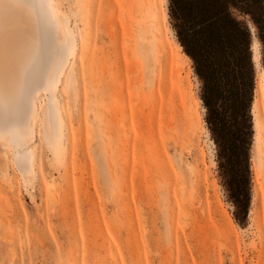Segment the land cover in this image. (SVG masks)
<instances>
[{
	"label": "rangeland",
	"instance_id": "1",
	"mask_svg": "<svg viewBox=\"0 0 264 264\" xmlns=\"http://www.w3.org/2000/svg\"><path fill=\"white\" fill-rule=\"evenodd\" d=\"M7 1L34 24L4 30L9 46L20 32L19 46L31 50L16 64L22 83L34 57L46 60L48 14L49 57L73 40L74 47L61 82L41 88L33 135L14 125L0 139V264H264L257 38L253 196L248 224L240 226L169 0ZM152 31L153 45L140 44ZM8 86L1 101L10 99Z\"/></svg>",
	"mask_w": 264,
	"mask_h": 264
},
{
	"label": "trees",
	"instance_id": "2",
	"mask_svg": "<svg viewBox=\"0 0 264 264\" xmlns=\"http://www.w3.org/2000/svg\"><path fill=\"white\" fill-rule=\"evenodd\" d=\"M169 20L200 83L199 98L234 219L246 226L256 133L254 38L264 69V0H169Z\"/></svg>",
	"mask_w": 264,
	"mask_h": 264
},
{
	"label": "bare ground",
	"instance_id": "3",
	"mask_svg": "<svg viewBox=\"0 0 264 264\" xmlns=\"http://www.w3.org/2000/svg\"><path fill=\"white\" fill-rule=\"evenodd\" d=\"M12 1L14 4L19 3L18 0ZM26 1L31 5L36 2V0ZM48 1L57 2V0ZM58 9L60 10V7ZM47 17L48 19L45 20L46 22L42 29V36L46 44L43 47V54L46 56V60L42 58L44 57L43 55L37 58L34 57L22 77V79L24 78L22 83L21 68H18L16 64L19 66V63L23 62V59L28 58L31 50H22V46H19L20 36L22 37V33L20 32H18L20 36L13 35L15 37V44L9 46L10 40H6L4 30L8 24H22L23 28H25V25H28L29 29L34 24L32 18L24 17L23 12L17 4L11 5L7 0H0V85L5 86L8 84L9 89H12V94L7 102L0 100V139L5 138V132H8V129L14 125L18 129L23 128L27 138L33 135V123L36 122L38 116V98L41 88L45 85L50 87V91L53 90L61 82L63 74L65 73L71 49L74 47V40L71 46L64 45L60 56L57 52L55 57H49L54 47L49 24L50 22H54V16L48 14ZM26 21L28 22L25 23ZM66 29L68 34H72L68 25ZM26 30L28 31V29H25L24 32ZM156 35L157 33L155 31L151 32L152 40L150 37L148 39L147 37H143V35V41L140 44L144 45L149 43V47L152 46ZM23 52L24 54L22 55ZM50 100L56 102L57 97L51 98ZM14 113L18 115L11 117ZM30 116L32 119L29 122ZM62 137L63 135L61 134L59 136L60 145L63 144ZM32 166H34L33 163Z\"/></svg>",
	"mask_w": 264,
	"mask_h": 264
}]
</instances>
